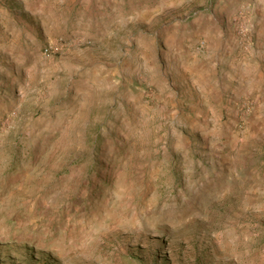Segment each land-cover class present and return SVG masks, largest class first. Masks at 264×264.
<instances>
[{
  "label": "rangeland",
  "instance_id": "obj_1",
  "mask_svg": "<svg viewBox=\"0 0 264 264\" xmlns=\"http://www.w3.org/2000/svg\"><path fill=\"white\" fill-rule=\"evenodd\" d=\"M0 264H264V0H0Z\"/></svg>",
  "mask_w": 264,
  "mask_h": 264
}]
</instances>
